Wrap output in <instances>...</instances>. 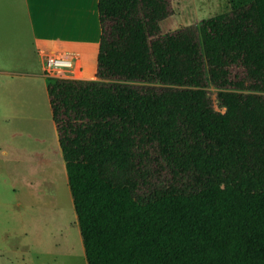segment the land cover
Segmentation results:
<instances>
[{"label":"trees","instance_id":"trees-1","mask_svg":"<svg viewBox=\"0 0 264 264\" xmlns=\"http://www.w3.org/2000/svg\"><path fill=\"white\" fill-rule=\"evenodd\" d=\"M229 4L97 0L95 80L45 78L86 264H264V0Z\"/></svg>","mask_w":264,"mask_h":264},{"label":"rangeland","instance_id":"rangeland-1","mask_svg":"<svg viewBox=\"0 0 264 264\" xmlns=\"http://www.w3.org/2000/svg\"><path fill=\"white\" fill-rule=\"evenodd\" d=\"M229 3L170 0L171 14L159 23L160 33L198 26L228 12ZM40 10H32L26 0H0V264H86L28 23L34 11L40 31L57 32L56 9L50 7L48 15ZM87 24L95 34L98 23ZM54 48L73 50L64 45ZM93 53L84 58L89 75L95 68ZM5 70L29 76L5 78ZM207 91L214 110L221 111L216 90L208 85Z\"/></svg>","mask_w":264,"mask_h":264},{"label":"crops","instance_id":"crops-1","mask_svg":"<svg viewBox=\"0 0 264 264\" xmlns=\"http://www.w3.org/2000/svg\"><path fill=\"white\" fill-rule=\"evenodd\" d=\"M32 10L41 9L43 13L48 15V9L55 7V32L53 29L46 32L40 31L32 11L29 15V27L33 35V43L37 46L36 54L41 63L40 70L42 72V58L41 52H56V53H74L77 54L81 65V80H91L96 73V58L98 53V44L100 37V28L97 13V0H26ZM40 10V13L42 12ZM52 16H50V19ZM92 25L98 23V30L94 34H90L87 21ZM42 21V18L39 20ZM65 21V22H64ZM94 22V23H93ZM57 23V24H56ZM39 45H45L47 48H40ZM64 45L71 47L73 50H58L54 47ZM50 47V48H49ZM94 53H93V52ZM94 58V72L89 75L85 72L84 58L91 56ZM15 73L9 70L2 72L5 78H14L21 75V77H28V74ZM87 75V76H86ZM35 76H40L36 74ZM45 81L43 75H41ZM46 87V84H45Z\"/></svg>","mask_w":264,"mask_h":264},{"label":"built area","instance_id":"built-area-1","mask_svg":"<svg viewBox=\"0 0 264 264\" xmlns=\"http://www.w3.org/2000/svg\"><path fill=\"white\" fill-rule=\"evenodd\" d=\"M42 75L58 80H81V65L77 54L41 52Z\"/></svg>","mask_w":264,"mask_h":264}]
</instances>
